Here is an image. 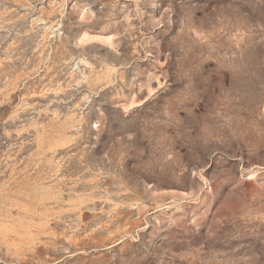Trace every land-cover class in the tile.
Returning <instances> with one entry per match:
<instances>
[{
  "label": "rangeland",
  "instance_id": "obj_1",
  "mask_svg": "<svg viewBox=\"0 0 264 264\" xmlns=\"http://www.w3.org/2000/svg\"><path fill=\"white\" fill-rule=\"evenodd\" d=\"M0 264H264V0H0Z\"/></svg>",
  "mask_w": 264,
  "mask_h": 264
}]
</instances>
